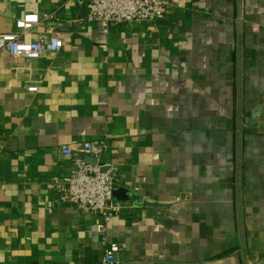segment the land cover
<instances>
[{"label":"crops","instance_id":"0c3cea01","mask_svg":"<svg viewBox=\"0 0 264 264\" xmlns=\"http://www.w3.org/2000/svg\"><path fill=\"white\" fill-rule=\"evenodd\" d=\"M169 2L111 27L103 52L76 0H0V34L49 15L25 40L63 41L0 51V264H101L102 236L119 264H264V0ZM97 140L116 198L136 201L103 235L56 191L60 147Z\"/></svg>","mask_w":264,"mask_h":264},{"label":"built area","instance_id":"2783aa9c","mask_svg":"<svg viewBox=\"0 0 264 264\" xmlns=\"http://www.w3.org/2000/svg\"><path fill=\"white\" fill-rule=\"evenodd\" d=\"M88 13L86 22L99 24L98 38L103 42L99 48L107 51L106 41L110 28L126 23L156 24L164 20L170 9L169 0H76ZM240 3V8L242 7ZM241 15V13H239ZM241 18V17H240ZM49 20V15L40 18L36 14H24L15 23V33L0 34V51L12 59L27 61L41 58L46 52L56 53L63 47L60 33L33 41L25 40V35ZM37 86H29L28 93L37 92ZM107 147L103 140L85 141L74 146L60 147V153L72 158L73 170L68 176L56 182L58 200L75 206L82 213L98 219L96 232L106 233L109 223L126 206L113 200L117 184V173L113 164L103 162L101 157ZM92 161V162H91ZM104 250L101 264H119V254L123 246L107 242L102 236Z\"/></svg>","mask_w":264,"mask_h":264},{"label":"water","instance_id":"95a60500","mask_svg":"<svg viewBox=\"0 0 264 264\" xmlns=\"http://www.w3.org/2000/svg\"><path fill=\"white\" fill-rule=\"evenodd\" d=\"M85 12L88 13L87 10H85ZM91 162H92V161H91ZM118 193H120V194H125L123 190H121V189L119 190V189L115 188L114 191H113V195H112V198H113L114 201H116V202H122V201H123V202H130V203H133L134 205L136 204V203H135L136 201H135L133 198H131V197L128 198V199L126 198L125 200H118V199L116 198V195H117ZM134 201H135V202H134Z\"/></svg>","mask_w":264,"mask_h":264}]
</instances>
